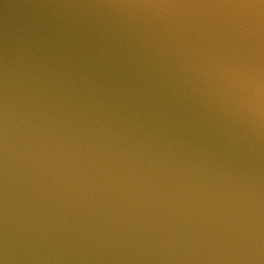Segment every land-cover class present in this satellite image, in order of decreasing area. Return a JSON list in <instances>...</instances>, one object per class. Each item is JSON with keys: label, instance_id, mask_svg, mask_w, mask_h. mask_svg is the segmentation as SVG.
I'll list each match as a JSON object with an SVG mask.
<instances>
[{"label": "water", "instance_id": "1", "mask_svg": "<svg viewBox=\"0 0 264 264\" xmlns=\"http://www.w3.org/2000/svg\"><path fill=\"white\" fill-rule=\"evenodd\" d=\"M0 264H264V0H0Z\"/></svg>", "mask_w": 264, "mask_h": 264}]
</instances>
